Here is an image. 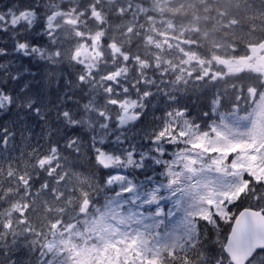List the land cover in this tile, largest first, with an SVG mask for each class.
Listing matches in <instances>:
<instances>
[{
    "label": "snow or ice",
    "instance_id": "snow-or-ice-1",
    "mask_svg": "<svg viewBox=\"0 0 264 264\" xmlns=\"http://www.w3.org/2000/svg\"><path fill=\"white\" fill-rule=\"evenodd\" d=\"M180 10L0 0V85L17 57L48 69L0 86V112L41 121L0 128V264H264V5L228 41L185 38Z\"/></svg>",
    "mask_w": 264,
    "mask_h": 264
},
{
    "label": "rangeland",
    "instance_id": "rangeland-1",
    "mask_svg": "<svg viewBox=\"0 0 264 264\" xmlns=\"http://www.w3.org/2000/svg\"><path fill=\"white\" fill-rule=\"evenodd\" d=\"M213 1L214 4L210 5L207 0H165L166 4L181 6L180 12L176 14L174 19L176 21L175 26L178 29L184 30L185 38L191 37L192 39H196L200 33L204 32L208 34L207 40L215 39L228 41L232 38L239 40V34L242 39L254 38L252 36V26L249 24V21L252 19L250 9L253 6H261L264 3V0ZM231 3L235 4L234 8ZM244 9L247 13H250L249 17H246ZM232 19H235L238 23H229ZM170 36L171 33L164 30V35L161 37V43H164ZM40 39L46 40V37L41 36ZM200 43L202 48H206L207 44L205 40H201ZM0 46L11 47L10 41L5 44L3 34H0ZM173 47H175V41H173ZM22 65V59L17 57L11 66L15 71ZM232 66L233 70H238L240 67L246 66V64L240 65L236 63L232 64ZM0 75H2V70H0ZM7 90L11 91L15 95L13 88H8ZM202 91L209 90L203 89ZM241 103L243 104V102ZM33 133L36 132L33 131Z\"/></svg>",
    "mask_w": 264,
    "mask_h": 264
},
{
    "label": "trees",
    "instance_id": "trees-1",
    "mask_svg": "<svg viewBox=\"0 0 264 264\" xmlns=\"http://www.w3.org/2000/svg\"><path fill=\"white\" fill-rule=\"evenodd\" d=\"M207 2L211 5L214 4L213 0H207ZM232 7H235L234 3H231ZM264 5V3H263ZM244 8V7H242ZM250 9V8H249ZM246 17H249L250 13H247L244 9ZM239 37L241 40V36L239 34ZM22 64L27 65L29 72L22 76L20 81L17 82H10L8 85H0L3 87L13 88V92L16 94L18 92L19 85L24 80L31 81L32 87L34 90L38 89L40 87V84L43 81V77L48 70L45 63L40 60H31V59H22ZM12 68V66L10 65ZM14 70V69H13ZM3 72V70H2ZM56 95V90H51V98H54ZM208 95V91H201L199 94V97H193L191 93H189L187 96L182 98V103H184L188 109L189 112L192 115H198L203 112L209 111L208 108H206L204 105L206 103V97ZM21 115V112L15 108V105L11 106L8 111L6 112H0V128L2 127H9L10 130L16 129L19 130L22 124H27L28 127L31 128L32 131H35L38 133L41 128V121L38 119V117L35 116V114H29L24 113V120L22 121L19 117Z\"/></svg>",
    "mask_w": 264,
    "mask_h": 264
},
{
    "label": "water",
    "instance_id": "water-1",
    "mask_svg": "<svg viewBox=\"0 0 264 264\" xmlns=\"http://www.w3.org/2000/svg\"><path fill=\"white\" fill-rule=\"evenodd\" d=\"M262 64H264V61H261Z\"/></svg>",
    "mask_w": 264,
    "mask_h": 264
}]
</instances>
